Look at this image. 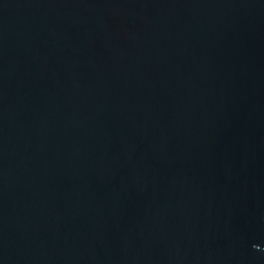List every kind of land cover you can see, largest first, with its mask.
Masks as SVG:
<instances>
[{"label":"water","instance_id":"95a60500","mask_svg":"<svg viewBox=\"0 0 264 264\" xmlns=\"http://www.w3.org/2000/svg\"><path fill=\"white\" fill-rule=\"evenodd\" d=\"M0 264H264V0H0Z\"/></svg>","mask_w":264,"mask_h":264}]
</instances>
